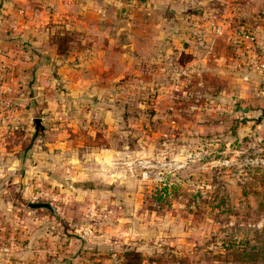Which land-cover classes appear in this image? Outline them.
<instances>
[{
    "label": "rangeland",
    "instance_id": "1",
    "mask_svg": "<svg viewBox=\"0 0 264 264\" xmlns=\"http://www.w3.org/2000/svg\"><path fill=\"white\" fill-rule=\"evenodd\" d=\"M46 7L50 13L43 11L40 22L49 19L54 54L42 52L48 46L43 40L18 37L13 48L24 52L25 62L34 57L45 65L55 83L51 94L64 96L68 90L56 84L57 62L69 48L85 52L86 42L78 40L67 13ZM66 58L76 61L73 54ZM14 74L9 67L0 91V144L20 166L17 175L10 172L12 184L0 169L6 213L0 216V264L15 257L22 264H225L215 260L218 255L246 249L264 225L257 206L264 178V81L241 84L229 74L211 75L202 85L191 80L187 87L166 88L149 71L146 86L136 73L108 86L118 73L106 67L92 98L80 94L48 105L40 91L38 106L45 112L28 114L16 111L18 103L33 100L43 84L34 79L14 89ZM48 142L56 144L51 152L43 147ZM2 154L0 163L7 157ZM58 156L66 158L67 175L46 179L44 162L58 163Z\"/></svg>",
    "mask_w": 264,
    "mask_h": 264
},
{
    "label": "crops",
    "instance_id": "2",
    "mask_svg": "<svg viewBox=\"0 0 264 264\" xmlns=\"http://www.w3.org/2000/svg\"><path fill=\"white\" fill-rule=\"evenodd\" d=\"M47 5L67 13L63 16H68L69 22L74 24V33L80 36L78 40L86 42L85 52L78 54L77 49L69 48L57 62L59 77L56 84L68 90L65 94L68 97L52 95L51 87L55 83L46 75L48 69L45 65L38 66L34 57L25 62L24 52L17 45L13 48L18 37L29 38L30 43L43 40V44L48 46L44 45L42 52L54 54L48 41L53 35L49 19L46 17L43 24L40 22L41 13H50ZM71 10H74L72 16ZM52 16L49 15L50 20ZM39 23L42 26L38 28ZM240 31L255 34L256 56L246 52L245 42L237 39L236 34ZM71 54L76 56L75 62L66 58ZM248 54H251L252 61H264V0H0V91L6 83L5 73L8 74L9 67L15 73L11 85L14 89L22 82L34 79L43 84L36 86L38 90L33 92V100L26 96L18 103L16 111H27L28 114H34L36 109L41 114L45 112L38 106L40 91L44 96L43 104L48 105L56 100L64 104L67 98L80 94L92 98L96 89L103 85L102 72L106 67L108 72L118 73L110 77L108 83L112 84L108 86L118 82L123 74L130 73H136L139 84L146 86L149 71H153L161 81V87L166 85V88L187 87L191 80L202 85L211 75L227 78L229 74L241 84L248 83L252 78L264 81V71L253 69ZM79 55H90L92 61H84ZM86 70L93 74L85 75ZM1 126L0 123V135L3 133ZM60 137L61 134L58 139ZM43 147L46 152H51L56 144L48 142ZM4 152L7 157L0 163V169L4 181L12 184L16 182V176L12 177L10 172L18 169L20 163H13L10 160L12 154H8L10 150L0 144V154ZM55 160L58 163L53 161L51 164L50 159L44 162L46 173L42 176L46 179L48 176L61 178L60 171L66 166V158L58 156ZM4 214L0 206V216ZM21 233L19 231L18 235ZM16 258L11 259L9 264L24 263Z\"/></svg>",
    "mask_w": 264,
    "mask_h": 264
},
{
    "label": "trees",
    "instance_id": "3",
    "mask_svg": "<svg viewBox=\"0 0 264 264\" xmlns=\"http://www.w3.org/2000/svg\"><path fill=\"white\" fill-rule=\"evenodd\" d=\"M258 183L261 187V194L257 196L260 197L257 206L264 210V178L258 181ZM252 193L257 195L255 191ZM244 246L246 249L233 247L234 249L228 250L226 257H219L218 255V259L215 260L218 261V263L224 262L225 264H264V225L260 229L254 231L253 239L246 241ZM125 257L128 262L129 254H126ZM132 257L136 260L140 258L136 254H133Z\"/></svg>",
    "mask_w": 264,
    "mask_h": 264
},
{
    "label": "built area",
    "instance_id": "4",
    "mask_svg": "<svg viewBox=\"0 0 264 264\" xmlns=\"http://www.w3.org/2000/svg\"><path fill=\"white\" fill-rule=\"evenodd\" d=\"M237 39L245 42V50L246 52L251 53L252 55L256 56V37L255 34L250 31H240L236 34ZM251 54L249 55V63L252 65L253 69L256 71H264V61H252ZM255 59V57H254Z\"/></svg>",
    "mask_w": 264,
    "mask_h": 264
},
{
    "label": "water",
    "instance_id": "5",
    "mask_svg": "<svg viewBox=\"0 0 264 264\" xmlns=\"http://www.w3.org/2000/svg\"><path fill=\"white\" fill-rule=\"evenodd\" d=\"M29 208L31 209H48L49 210V207L47 205H44V204H30L29 205Z\"/></svg>",
    "mask_w": 264,
    "mask_h": 264
}]
</instances>
